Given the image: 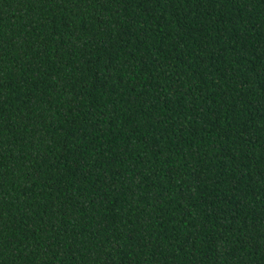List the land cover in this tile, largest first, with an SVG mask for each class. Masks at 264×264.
Masks as SVG:
<instances>
[{
  "label": "trees",
  "instance_id": "trees-1",
  "mask_svg": "<svg viewBox=\"0 0 264 264\" xmlns=\"http://www.w3.org/2000/svg\"><path fill=\"white\" fill-rule=\"evenodd\" d=\"M0 264H264V0H0Z\"/></svg>",
  "mask_w": 264,
  "mask_h": 264
}]
</instances>
